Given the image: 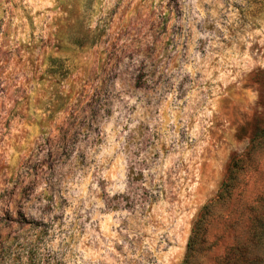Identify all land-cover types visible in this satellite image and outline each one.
<instances>
[{
    "label": "rangeland",
    "instance_id": "obj_1",
    "mask_svg": "<svg viewBox=\"0 0 264 264\" xmlns=\"http://www.w3.org/2000/svg\"><path fill=\"white\" fill-rule=\"evenodd\" d=\"M183 263L264 264V0H0V264Z\"/></svg>",
    "mask_w": 264,
    "mask_h": 264
},
{
    "label": "trees",
    "instance_id": "obj_2",
    "mask_svg": "<svg viewBox=\"0 0 264 264\" xmlns=\"http://www.w3.org/2000/svg\"><path fill=\"white\" fill-rule=\"evenodd\" d=\"M207 208H208V205L204 207V209H207ZM199 221H200V220H199ZM199 221L195 222V224H194V226H193L192 234H191V239H192V237L195 235L194 233L196 232V230H197V228H198V226H199ZM189 245H190V244H188V246H187V256L189 255L190 250H191V249L189 248ZM183 264H184V263H183Z\"/></svg>",
    "mask_w": 264,
    "mask_h": 264
}]
</instances>
